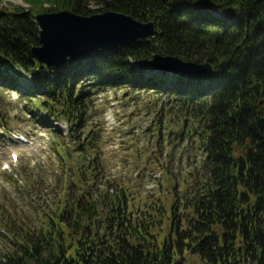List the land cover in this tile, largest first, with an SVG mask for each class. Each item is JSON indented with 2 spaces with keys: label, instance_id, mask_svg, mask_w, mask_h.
<instances>
[{
  "label": "trees",
  "instance_id": "obj_1",
  "mask_svg": "<svg viewBox=\"0 0 264 264\" xmlns=\"http://www.w3.org/2000/svg\"><path fill=\"white\" fill-rule=\"evenodd\" d=\"M22 2L26 9L0 8V89L28 101L43 97L39 123L43 114L65 121L81 149L90 145L87 135L79 141L96 90L153 87L189 116L204 158L200 177L196 172L168 208L136 209L124 191L93 190L79 167L63 182L73 191L53 216L35 229L6 227L12 240L0 264H264V0ZM64 10L123 13L154 22L159 35L41 67L30 53L39 45L36 17ZM156 54L208 63L213 71L201 78L147 76Z\"/></svg>",
  "mask_w": 264,
  "mask_h": 264
},
{
  "label": "rangeland",
  "instance_id": "obj_2",
  "mask_svg": "<svg viewBox=\"0 0 264 264\" xmlns=\"http://www.w3.org/2000/svg\"><path fill=\"white\" fill-rule=\"evenodd\" d=\"M10 5L27 8L22 0H0L1 9ZM146 68L147 76L163 74ZM138 89L104 87L90 96L79 141L87 135L90 145L81 149L70 141L65 121L43 114L39 123L43 97L28 101L0 89V253L12 240L10 227L35 229L53 216L73 191L63 182L79 167L93 190L124 191L136 209L152 203L168 208L196 181V172L200 177L204 156L189 116L153 87Z\"/></svg>",
  "mask_w": 264,
  "mask_h": 264
},
{
  "label": "water",
  "instance_id": "obj_3",
  "mask_svg": "<svg viewBox=\"0 0 264 264\" xmlns=\"http://www.w3.org/2000/svg\"><path fill=\"white\" fill-rule=\"evenodd\" d=\"M36 22L39 45L31 49V58L34 63L46 68H59L86 54L123 48L159 35L154 22H140L113 11L80 16L64 10L39 14ZM148 67L159 72L196 78L213 71L208 63L183 61L160 54L152 56ZM194 253L195 248L191 251L192 255Z\"/></svg>",
  "mask_w": 264,
  "mask_h": 264
},
{
  "label": "bare ground",
  "instance_id": "obj_4",
  "mask_svg": "<svg viewBox=\"0 0 264 264\" xmlns=\"http://www.w3.org/2000/svg\"><path fill=\"white\" fill-rule=\"evenodd\" d=\"M213 67V66H212ZM203 77V76H202ZM198 78H201V77H198Z\"/></svg>",
  "mask_w": 264,
  "mask_h": 264
}]
</instances>
